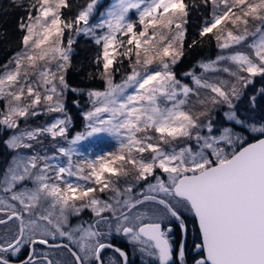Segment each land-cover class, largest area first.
Wrapping results in <instances>:
<instances>
[{"label":"snow or ice","instance_id":"obj_1","mask_svg":"<svg viewBox=\"0 0 264 264\" xmlns=\"http://www.w3.org/2000/svg\"><path fill=\"white\" fill-rule=\"evenodd\" d=\"M200 2L210 15L197 34H211L221 52L183 73L191 84L173 67L195 0H85L75 15L63 11L68 0L28 5L21 48L0 65V126L12 131L4 143L15 151L0 175V264L22 252L20 264H129L115 236L142 264H188L185 242L173 235L174 221L187 232L184 212L198 221L191 264H264V138L248 142L264 137V115H254L264 112V85L248 92L264 80V0ZM80 35L99 46L87 76L103 90L67 83ZM69 91L91 105L84 131L71 138ZM40 116L49 119L29 124ZM93 139L114 140L117 150H83ZM86 209L92 223L69 224Z\"/></svg>","mask_w":264,"mask_h":264},{"label":"trees","instance_id":"obj_2","mask_svg":"<svg viewBox=\"0 0 264 264\" xmlns=\"http://www.w3.org/2000/svg\"><path fill=\"white\" fill-rule=\"evenodd\" d=\"M108 0H104L106 5ZM32 2V0H0V65L6 64L21 48L20 38L23 32L18 28V23L21 17L27 16V7ZM186 4L191 5V0H184ZM85 3V0H68L69 7L63 9L65 15H75L78 6ZM196 7H189V17L187 24V33L184 41V55L178 60L176 65L173 67V71L176 73V78L181 80L182 83L191 84V77L183 76V73L193 70V67L198 61L205 60L207 58L214 59L221 50L217 47L216 40L211 34L201 38L199 37L198 30L201 18H208L210 15L209 8H206L201 4L200 0H195ZM35 15V12H33ZM68 32H65V44L67 42ZM195 38L199 43L193 48H189V44ZM74 43L72 45L73 52L75 53L71 57V66L67 70L66 80L70 86L81 88V89H99L103 90L105 87L104 83L99 79V77L89 78L87 76L88 72L95 73L96 68L92 64V57L99 51V46L95 45L94 42L83 35L73 36ZM115 67V65L113 66ZM124 68H128V61H124ZM123 71V69H122ZM197 75H199L203 69L195 67ZM208 75H211L209 73ZM225 78H228L225 75ZM116 81L119 82L121 79V73H117L115 77ZM264 85V80L260 77L256 78L255 86L249 85L248 92H254L255 88H259ZM78 100L80 102V107H77L73 101ZM65 106L68 114L71 117L69 124V136L77 132L84 130L85 121L82 113L88 111L91 107L88 98L85 95H77L72 92H67L65 95ZM0 107L3 109L2 100H0ZM227 111L226 107H220L212 112V116L216 121H223V112ZM257 117L264 115V112L258 111L254 113ZM48 117L40 116L29 121L32 126L43 124ZM25 124L23 120L20 121V125ZM231 126V125H228ZM237 131L241 129L237 128ZM259 138L258 134H253L248 137V142L255 140L253 137ZM9 137L8 131H0V175L3 174L7 164L11 159L12 151L6 147L4 141ZM47 140H50L47 138ZM51 141V140H50ZM93 147L96 148L98 152L117 150V144L113 140L108 139H95L91 142ZM182 146V145H181ZM50 151H54L53 148H48ZM147 156V153L145 154ZM144 185L141 184V187ZM96 195L106 197L105 194L97 192ZM107 198V197H106ZM90 210H84L78 216H70V221H81V223L89 222V220L83 219L86 217L85 213ZM26 252H22L19 256L20 260L24 258Z\"/></svg>","mask_w":264,"mask_h":264},{"label":"flooded vegetation","instance_id":"obj_3","mask_svg":"<svg viewBox=\"0 0 264 264\" xmlns=\"http://www.w3.org/2000/svg\"><path fill=\"white\" fill-rule=\"evenodd\" d=\"M86 213L92 214L91 211H90V213H89V211H87ZM182 215L184 217V223H186V225H187V232L186 233L183 232L181 230L179 222L174 221L173 222V228H174L173 235H174V238H175V241L177 242V244H179V242L181 240H183L185 242L187 262H188V264H191L192 257L194 255L193 245L196 243H200L198 221L196 220V218L191 213L184 212V213H182ZM84 220H89V222H86V223H92L93 222L92 218L89 215L86 216L83 219V221ZM112 243L114 245L119 246V247L123 248L124 250L128 251L129 264H142L140 253H138V252L134 253L132 250H130L131 246L127 244V241L123 237L115 236L112 239ZM112 254L113 253L110 250L105 253V255H108V256H110ZM22 259H24V258H22ZM22 259L16 260V261H21Z\"/></svg>","mask_w":264,"mask_h":264},{"label":"rangeland","instance_id":"obj_4","mask_svg":"<svg viewBox=\"0 0 264 264\" xmlns=\"http://www.w3.org/2000/svg\"><path fill=\"white\" fill-rule=\"evenodd\" d=\"M106 6H108V7H110L111 5H110V3H109V0L107 1V3H106ZM103 10V9H102ZM2 102H3V105L5 106V102L2 100ZM0 105H2V103H0ZM0 110H3V108L2 107H0ZM86 112V111H85ZM54 115H61V114H59V113H57V114H54ZM85 121V120H84ZM45 123V122H44ZM85 124H86V121H85ZM25 127V124H22V125H20V128L21 129H23ZM85 128V127H84ZM0 131H8V134H9V137L12 135V131L11 130H7V129H5L3 126H0ZM84 131V130H83ZM82 132V131H81ZM74 135V134H73ZM72 135V136H73ZM72 136H69L70 138L72 137ZM93 140H95V139H93ZM93 140H91L90 142H87V143H85V145H84V148H83V150H85V151H88V150H91L92 152H93V154H95V153H97L98 151L96 150V148H94L93 147V144L91 143ZM114 141V140H113ZM43 143L45 144V145H49V144H51L52 143V141H50V140H47V138H44L43 139ZM116 143V142H115ZM38 147V146H37ZM51 148V147H50ZM11 150V149H10ZM12 151V154H11V158H12V156H14L15 155V151L14 150H11ZM24 151H27V152H30L31 150H24ZM48 152H49V154H51L53 151H50V150H48ZM73 159L75 160L76 159V157H73ZM11 160V159H10ZM53 163H55V161H53ZM159 171V170H158ZM62 187H63V185H61ZM29 187H31V185L29 184ZM101 198H103V199H106V197H103V196H100ZM85 215L86 216H90L91 218H92V220L94 219V217H93V213L92 214H87V213H85ZM81 222L80 221H70V216H69V224H71V225H77V224H80ZM86 224H89V223H86ZM85 224V225H86Z\"/></svg>","mask_w":264,"mask_h":264},{"label":"water","instance_id":"obj_5","mask_svg":"<svg viewBox=\"0 0 264 264\" xmlns=\"http://www.w3.org/2000/svg\"><path fill=\"white\" fill-rule=\"evenodd\" d=\"M259 138H264V137H259ZM251 142H255V140H253ZM13 264H20V261H13Z\"/></svg>","mask_w":264,"mask_h":264}]
</instances>
